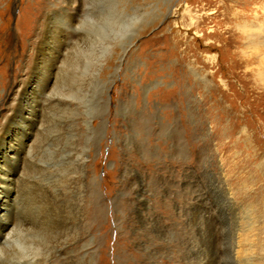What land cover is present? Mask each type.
<instances>
[{
  "label": "rangeland",
  "instance_id": "obj_1",
  "mask_svg": "<svg viewBox=\"0 0 264 264\" xmlns=\"http://www.w3.org/2000/svg\"><path fill=\"white\" fill-rule=\"evenodd\" d=\"M79 3L0 0L3 113L34 67L39 30L49 23L73 44L79 31L66 11L77 9L102 28L89 36L101 68L79 67L66 53L55 90L62 102L45 109L27 170L35 185L22 187L19 220L33 211L46 240L40 257L264 264V0ZM109 24L112 54L103 51Z\"/></svg>",
  "mask_w": 264,
  "mask_h": 264
},
{
  "label": "bare ground",
  "instance_id": "obj_2",
  "mask_svg": "<svg viewBox=\"0 0 264 264\" xmlns=\"http://www.w3.org/2000/svg\"><path fill=\"white\" fill-rule=\"evenodd\" d=\"M73 1H78L80 2L79 4H81V0ZM66 12V18L68 19L67 25H69L71 30L74 32L79 31L77 38L73 39L75 41L73 44H71V37H74L72 34L57 27L56 29H53L50 27L51 25H49V23L46 24L44 29L42 28L39 30L36 33V46H34L32 49L34 67H28V69L24 72V76L14 85V88L7 100L8 105L6 106V113L0 112V264H79L81 260V258H78L79 256L70 255L57 263L56 261L58 257H51L52 254L50 253V255L48 254L47 257H40V251L42 248H44L46 240L38 233L40 229L35 225V223H37L35 221L36 217L34 215L33 217L29 216V214L33 211L30 212V210H26L27 212H25V215L27 214V218L25 217L26 219L23 221H20L21 219L19 220L20 216L24 213V211L20 210L22 187L25 185H35L34 180L28 179L27 170L29 169V166L31 167V164H33L31 163V156L37 148L36 143L39 139V136L41 135V129L45 124V118H43L45 109L47 106L50 108L52 104L60 105L62 102V98L56 94L55 90L59 84V80H61L60 78L62 76L60 77V75L64 65L70 61L67 57L64 59L66 53H70V50L74 52L75 55L73 54L72 57L76 56V64H78L79 67H81V64L84 62L85 68H90L92 65L96 66L97 64L101 68L105 61H100L99 58H96L93 61V56L95 54L94 51L96 50L95 45L97 41L96 39L94 41H90L89 36H91L93 31L102 29L97 28L95 25L96 21L93 17L94 15L92 13H88L85 19H81L79 15H77L79 9H77L76 12L73 11L72 13H69L68 10ZM111 18L112 17L109 16L107 17V20L111 21ZM148 26L149 22H147V24L144 26H141L140 29L136 31V36H138V33L142 32V30ZM107 27H109V30H104L108 32L109 35L104 37L105 44H107L103 49L104 53H107L110 49H112L111 47L113 44L110 42L115 38V36L112 35L115 33L114 27L110 26V24ZM259 27L262 28L264 25H260ZM262 30L264 31L263 28ZM47 32H50L48 37L46 36ZM110 32L113 33L111 34ZM263 34L259 33V36ZM131 35H135V33ZM81 40L83 43H85V41L89 43L87 48L82 47L80 43ZM131 42L132 38L124 43L126 44L125 46L123 45L124 48H122L124 52L129 47L127 43ZM261 43L262 41H260L258 44H254L259 45ZM256 47L257 46H255V48ZM112 50L109 53L112 54L115 52ZM103 55L104 54L101 56ZM260 63H264V56L261 58ZM261 65L262 67L264 66V64ZM35 75H37L36 80L34 79ZM73 82L75 83V80ZM60 84L63 83L60 82ZM46 159V151H44L43 159L41 161L45 162ZM33 166L34 165H32V168ZM40 167L43 168V165L41 164ZM41 170L42 173L46 172L45 168L39 169V172ZM27 201H31V199L29 198ZM30 204L31 202L29 204L26 202L27 206H30ZM32 205L34 204L32 203ZM28 217H30L31 220L28 219ZM45 233L47 232L45 231ZM53 246H55V244ZM63 249L64 248H61L60 254Z\"/></svg>",
  "mask_w": 264,
  "mask_h": 264
}]
</instances>
